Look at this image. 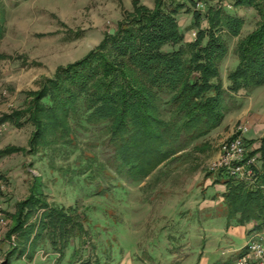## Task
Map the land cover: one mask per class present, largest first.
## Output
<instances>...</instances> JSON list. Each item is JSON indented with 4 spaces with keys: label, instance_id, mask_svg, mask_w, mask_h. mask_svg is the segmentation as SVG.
Returning <instances> with one entry per match:
<instances>
[{
    "label": "rangeland",
    "instance_id": "obj_1",
    "mask_svg": "<svg viewBox=\"0 0 264 264\" xmlns=\"http://www.w3.org/2000/svg\"><path fill=\"white\" fill-rule=\"evenodd\" d=\"M179 1L186 5L177 15L184 42L196 37L195 8L203 14L204 28H209L206 15L210 6H222L229 14L243 18L239 36L226 29L219 31L228 46L219 64L227 88L228 73L239 64L238 41L259 21L256 9L235 6V0ZM137 6L154 8L155 0H0V117L23 108L25 91L37 90L43 77H53L59 67L86 57L101 44L105 32L115 29ZM178 47L165 44L163 50ZM43 102L49 103L48 98ZM228 102L223 120L210 132L214 136L203 139L205 146L196 147L202 141H195L144 180L116 171L105 124L82 130L72 120L76 129L73 144H54L37 152L28 151L34 132L31 122L1 125L0 152L8 147L18 150L0 157V178L6 184L1 205L8 218L0 231V264H6L10 251L9 264H73L75 250L76 264L235 263L255 232L244 237L236 234L238 226L245 228L248 223L239 224L228 215L221 200L227 186L216 181L220 170L211 168L223 142L233 138L240 125L247 127L248 150L261 146L264 83L232 93ZM82 118L78 120L83 124ZM256 156L260 166L259 153ZM196 166L204 171L200 177V171H193ZM36 176L47 200L80 220L70 224L68 231L61 227L50 234L45 230L35 253L21 255L25 241L8 232L17 205L31 194ZM62 244L66 246L60 253L55 245Z\"/></svg>",
    "mask_w": 264,
    "mask_h": 264
},
{
    "label": "trees",
    "instance_id": "obj_2",
    "mask_svg": "<svg viewBox=\"0 0 264 264\" xmlns=\"http://www.w3.org/2000/svg\"><path fill=\"white\" fill-rule=\"evenodd\" d=\"M234 5L254 7L259 21L238 41L239 64L228 73L227 88L219 64L228 46L219 31L226 29L239 36L243 18L229 14L222 6H210L206 15L209 28H204L203 14L195 8L196 37L184 42L177 15L185 3L155 0L154 8L137 6L126 13L115 32L106 31L101 44L86 57L59 67L53 77H43L37 90L25 91L24 107L4 113L0 126L9 121L19 126L31 122L34 132L28 151L37 152L54 144H73L76 123L82 130L105 124L116 171L136 180L148 178L219 126L232 93L264 83V0H235ZM1 21L0 16V38ZM165 44L179 47L164 51ZM44 98L49 103H44ZM81 116L83 124L78 120ZM198 145L205 146L204 142ZM15 150L18 148L8 147L0 157ZM257 153L261 164L255 167L253 182L217 174L227 186L223 198L228 215L239 224L253 221L254 232L264 229V138L251 155ZM47 199L36 176L31 194L18 203L8 232L25 241L21 255L35 253L45 230L50 234L61 227L68 231L70 224L80 220ZM55 246L61 253L66 245ZM72 263H78L77 250Z\"/></svg>",
    "mask_w": 264,
    "mask_h": 264
},
{
    "label": "built area",
    "instance_id": "obj_3",
    "mask_svg": "<svg viewBox=\"0 0 264 264\" xmlns=\"http://www.w3.org/2000/svg\"><path fill=\"white\" fill-rule=\"evenodd\" d=\"M246 131L247 127L240 125L236 129L235 136L223 142L218 160L213 163L212 170H220L222 176L225 175L249 182L255 180L257 156L256 154L251 155L247 148L244 136ZM5 189L6 184L0 178V231L8 223V218L1 205V194L4 193ZM243 250L244 253L232 264H264V232H255Z\"/></svg>",
    "mask_w": 264,
    "mask_h": 264
},
{
    "label": "crops",
    "instance_id": "obj_4",
    "mask_svg": "<svg viewBox=\"0 0 264 264\" xmlns=\"http://www.w3.org/2000/svg\"><path fill=\"white\" fill-rule=\"evenodd\" d=\"M211 135H213L214 136V133H209L206 137H204L205 139H208V136H211ZM204 138H201L200 140L202 141V142H205V140H203ZM200 140H198V142L200 141ZM201 142V143H202ZM195 170H197V171H200V175H199V177L202 175V173L204 172L203 170H202V168L201 167H199V168H197V169H195ZM207 176H211V174H207ZM207 180H210V179H207L206 178V181ZM222 180V181H221ZM221 180L219 181L218 180V176H217V178H216V181H218V182H224L223 181V178H221ZM211 181V180H210ZM222 201L224 200V198L222 197V199H221ZM254 225H255V223L253 222V221H251V222H248V226H245V228H244V226L243 227H241V226H238L237 227V229H236V234L237 235H239V236H245V233H251L252 231H253V227H254ZM261 232H264V229L261 231Z\"/></svg>",
    "mask_w": 264,
    "mask_h": 264
},
{
    "label": "water",
    "instance_id": "obj_5",
    "mask_svg": "<svg viewBox=\"0 0 264 264\" xmlns=\"http://www.w3.org/2000/svg\"><path fill=\"white\" fill-rule=\"evenodd\" d=\"M115 32V29L114 28H111L110 29V33L113 34Z\"/></svg>",
    "mask_w": 264,
    "mask_h": 264
}]
</instances>
